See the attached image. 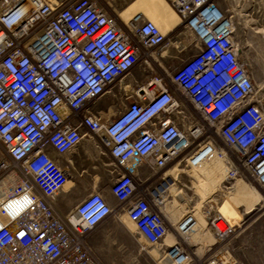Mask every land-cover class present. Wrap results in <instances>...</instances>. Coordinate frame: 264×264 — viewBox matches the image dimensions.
Listing matches in <instances>:
<instances>
[{
	"label": "built area",
	"instance_id": "2783aa9c",
	"mask_svg": "<svg viewBox=\"0 0 264 264\" xmlns=\"http://www.w3.org/2000/svg\"><path fill=\"white\" fill-rule=\"evenodd\" d=\"M112 1L0 0V144L8 156L1 163L0 264H105L91 236L116 211L150 244H162L169 224L141 189L145 165L160 170L185 160L200 169L219 159L232 177L246 168L264 190V103L217 0H169L192 35L183 51L196 54L172 69L171 83L134 78L111 117L91 113L92 103L169 40L143 13L125 21ZM187 102L195 112L187 113ZM86 136L115 160L110 193L118 206L94 191L61 214L54 200L71 181L66 155ZM207 214L224 243L238 220L212 208ZM220 254L205 264H234ZM164 259L187 264L191 248L175 243Z\"/></svg>",
	"mask_w": 264,
	"mask_h": 264
},
{
	"label": "rangeland",
	"instance_id": "374dc122",
	"mask_svg": "<svg viewBox=\"0 0 264 264\" xmlns=\"http://www.w3.org/2000/svg\"><path fill=\"white\" fill-rule=\"evenodd\" d=\"M217 1L231 20L236 47L255 80V98L264 103V0ZM167 4L171 7L169 0H115L110 7L124 20L133 12L144 9L149 17L167 26L174 14L173 8L170 9ZM168 38V45L175 39L181 44L171 45V53L159 62L155 58L148 60V64L141 61L125 80L136 78L145 83L147 77L159 75L164 77L165 82L171 83L169 74L172 69L179 67L182 60L194 56L197 50L183 51L192 42V35L182 20L169 31ZM165 47L153 52L160 54ZM114 90L117 112L120 101L126 96L118 86ZM111 96L107 93L103 98L110 99ZM186 110L189 114L195 111L189 102L186 103ZM93 145L90 137L86 136L76 150L66 155L72 160V174L63 191L72 189L70 193L76 194V199L68 204L70 210L94 191H102L113 207L118 206L110 193L119 172L114 165L115 160L105 148ZM5 158H8L7 153L0 144V178L6 174L1 171ZM231 171L232 166L219 159L200 169L192 168L185 160H178L160 170L145 165L139 171L144 181L141 189L150 187L152 194H155L154 189L160 181L158 176L164 175V186L168 191L164 194V197L167 195L164 204L160 205L167 213L172 212L169 216L179 218L180 225L178 223L177 228L174 226L177 232H172L179 242L191 248L193 264H205L220 253L231 258L234 264H264V190L246 168L242 167L243 176L232 177ZM209 208L238 220L235 232L224 243L211 238L212 231L207 223ZM126 219L124 213L116 211L92 233L94 249L105 264H175L164 259L163 246L167 241L160 245L149 244L134 226L131 228L127 224Z\"/></svg>",
	"mask_w": 264,
	"mask_h": 264
},
{
	"label": "bare ground",
	"instance_id": "6f19581e",
	"mask_svg": "<svg viewBox=\"0 0 264 264\" xmlns=\"http://www.w3.org/2000/svg\"><path fill=\"white\" fill-rule=\"evenodd\" d=\"M52 2H54V3H56V2H58V1H60V0H51ZM168 5V4H167ZM169 6V5H168ZM169 8L171 9V7L169 6ZM174 11V10H173ZM136 13H143L147 18H149V19H151V20H153L157 25H158V27L161 29V31L163 32V33H168L169 34V31H172L173 30V28L175 27V26H177L179 23H180V21H181V17H180V15L177 13V12H175L174 11V14H172L171 15V17H170V19H171V23L169 24V25H167V26H163V25H161L158 21H157V19L156 18H151V17H149V14H148V12H147V10H144V9H140V10H138ZM136 13H132L125 21H127V22H129L130 20H131V18L133 17V15L134 14H136ZM121 17V16H120ZM232 24V23H231ZM176 38H178V37H176ZM233 39H234V34H233ZM235 40V39H234ZM168 45V44H167ZM235 45H236V43H235ZM237 46V45H236ZM154 53H158V52H152V53H150L149 54V56H150V59L149 60H151L152 58H154ZM148 62L149 61H147V64H148ZM169 77H170V74H169ZM119 87H121L122 89H123V92H125V93H131L132 91H133V86H132V81L131 80H123L119 85H118ZM90 140H92L93 141V143L95 144V146L96 147H100V148H104L103 146H101L99 143H98V141H97V139L95 138V137H93V136H90ZM102 152H104V151H102ZM105 153V152H104ZM162 177H163V179H164V175L162 174ZM70 182V181H69ZM69 182H68V184H69ZM165 183H166V181H165V179H164V182L162 183V185H157V189L155 188L154 189V191H157L158 193L156 194V192H155V194H152V192H151V190H150V187H148V188H146L145 190L147 191V193L149 194V196L152 198V199H154L155 201H157V203H158V205L160 206V209H161V205L162 204H164V202H165V200H164V198H166L167 197V195H166V197H163V195L162 194H165V192H166V194H167V191H166V188L164 187V185H165ZM67 184V185H68ZM60 192V191H59ZM58 192V193H59ZM58 193H57V195H58ZM56 195V196H57ZM161 204V205H160ZM161 211L163 212V214L165 215V217L167 218V221H168V224H169V229H168V232H167V234H166V236L164 237V240H163V242L162 243H165V241H167L165 244H164V246H163V250H164V252L166 253V251H167V249L170 247V246H172V245H174L175 243H178L179 242V239H178V237L177 236H175L174 235V233L172 232V230L173 231H175V233L177 232V230L175 229V227H174V225H176V226H178V223H179V225H180V221H179V218H176V219H174L175 218V216H172V219L170 220V218L168 217L170 214L169 213H167L166 211H164V210H162L161 209ZM121 213H124V212H121ZM126 216H127V214L126 213H124ZM126 221H127V224H129L130 226H131V228H132V226H134V228H136L135 227V224H134V222L133 221H131L130 219H129V217L127 216V219H126ZM207 223H208V225H209V228L211 229V231H212V235L214 236H212L211 235V238L213 239V241L215 240L216 242H220V240H217L216 238L217 237H215L216 235H215V233H214V231L212 230V228L210 227V224H209V218H208V216H207ZM221 226V228H223V229H225V227L221 224L220 225ZM177 228V227H176ZM235 232V227L233 228V233ZM139 235H141V234H139ZM142 236V235H141ZM143 237V236H142ZM229 238V237H228ZM147 241V240H146ZM148 242V241H147ZM149 243V242H148ZM150 244V243H149ZM151 245H153V244H151ZM193 259L192 260H190L187 264H193ZM171 263H172V261H171Z\"/></svg>",
	"mask_w": 264,
	"mask_h": 264
},
{
	"label": "crops",
	"instance_id": "0c3cea01",
	"mask_svg": "<svg viewBox=\"0 0 264 264\" xmlns=\"http://www.w3.org/2000/svg\"><path fill=\"white\" fill-rule=\"evenodd\" d=\"M178 44L180 45L181 43L178 42V40H176V39L171 41L170 44L167 45L160 54L154 53L155 60L159 62L162 57H165L171 53V51H172L171 45H178ZM114 89L112 90V92H110L112 95L110 99H105V98H103L104 97L103 96L100 99H98L96 102L91 104L90 111L92 114L100 116L103 119H107L110 115H112L116 112L117 108H116V102H114V97L117 94H116ZM119 90L123 91V89L121 87H119ZM90 141H91V144L93 145L94 143L92 142V140H90ZM71 190L72 189H69L68 191L62 190L55 197L54 205H55L56 209L58 210V212L61 214H65V213L69 212L70 211V208L68 206L69 202L74 201L76 199V194L70 193ZM166 191H168V189H166ZM162 195L164 197V194H162ZM162 208H164V207L161 206V209ZM170 214L172 215L171 211H170ZM168 217L170 218V220L172 219V216H168ZM174 226H176V225H174ZM176 227H178V226H176Z\"/></svg>",
	"mask_w": 264,
	"mask_h": 264
}]
</instances>
